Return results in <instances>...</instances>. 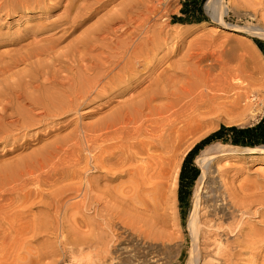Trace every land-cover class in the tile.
<instances>
[{
  "label": "bare ground",
  "instance_id": "1",
  "mask_svg": "<svg viewBox=\"0 0 264 264\" xmlns=\"http://www.w3.org/2000/svg\"><path fill=\"white\" fill-rule=\"evenodd\" d=\"M116 1L0 0V18L62 9L35 25L22 51L0 53V144L49 129L38 150L0 166V264H41V255L55 257L52 264L67 257L79 264L104 261L110 253L118 264L128 258L162 264L154 249L126 242L124 213L144 228L146 240H157L168 226L166 195L175 196L169 183L175 151L204 122L201 115L219 107L198 103L196 93L211 98L216 90H235L241 74L230 67L227 52L188 49L170 61L178 53L169 51L165 0ZM203 9L218 27L264 38L261 28L225 24L232 8L222 0H207ZM4 37L0 33V47L8 45ZM245 151L264 155V148ZM223 154L212 145L196 159L201 172L187 223L191 248L176 258L264 264V171L260 181L228 185L214 164ZM204 184L213 215L201 221ZM32 208L44 213L32 216ZM28 239L43 240L45 250L30 249Z\"/></svg>",
  "mask_w": 264,
  "mask_h": 264
},
{
  "label": "rangeland",
  "instance_id": "2",
  "mask_svg": "<svg viewBox=\"0 0 264 264\" xmlns=\"http://www.w3.org/2000/svg\"><path fill=\"white\" fill-rule=\"evenodd\" d=\"M118 1L119 0L116 2ZM201 1V16H203L206 21L202 23H186L182 21L183 19L185 20L186 17L182 14L184 4L191 7L190 11H195L196 7H194V5ZM206 1L207 0L164 1L166 11L165 17L162 19H168L172 36V42L169 44V51L171 54L176 51L178 53V55L172 57L170 61L178 59L179 56L184 54L188 49H190V53L199 55L204 52L216 55L227 52L231 56L229 60L230 67L236 69L239 74H241V79L237 89H226L223 93L216 90L211 98L207 97L206 92L196 93L198 103H211L212 101L213 103L217 102L219 107H216V112L212 114H202L201 116L205 118L204 122L199 124L198 127L195 128V131L187 136L180 144V147L175 151L172 159L169 181L172 187L175 184V196L173 198L170 193H168V196L166 195V198L168 197L167 201L165 200V202H167L168 226L160 229L161 235L157 237V240L154 242L146 240L142 234L144 228L133 223L129 211L124 213L125 226L123 230L126 242L133 245L136 250L143 245L154 249L158 254L164 257L161 261L162 264H186L187 262V256L185 259L182 257L176 258V256L180 254L188 255V249L191 246L187 223L190 213L195 206L193 193L196 181L201 172L199 165L196 163V159L202 150L212 145L218 146L219 149L224 150L225 155L219 156L214 164L218 166L220 173L223 175L224 183L228 185L233 183L237 184L242 181L256 182L260 181L263 177L264 159L262 158L264 155L260 153H250L245 150L264 148V144L255 147L233 146L230 143V135H228L205 144L195 153L192 161L185 165V169L183 170L184 183L187 187L183 188L182 199L180 201L178 200V182L182 171V164L187 154L197 144L211 134L219 131L221 127L249 128L259 123L264 117V55L254 43L255 40L259 41L261 47L264 49V38L249 37L240 32H231L212 24L211 17L206 15L203 9ZM222 2L228 4L232 8L226 17H224L225 24L240 27L250 25L252 28H261L264 30V19H261L260 16L264 15V0H222ZM61 11L62 9L54 10L52 13L47 14L48 16L45 15V17H42L39 12L32 11L17 12L15 15H10L9 17H1L0 33L4 34V38H6L4 42L8 43V45L7 47H0V53L5 49H9L12 53L22 51L26 44L32 41L30 34L37 31L35 25L49 23L55 19ZM255 13H257L256 17L253 16ZM102 14L103 13H100L88 21L83 29L92 24ZM196 16L199 17L200 15ZM246 16L248 17L246 18ZM162 22L161 18H159L158 23L161 24ZM81 30L74 33L71 37L61 38L57 48H64ZM89 120H92V118ZM48 130L49 129H43V132L33 131L26 137L17 136L13 140L0 144V166L13 163L29 155L33 151L38 150L45 140H49L45 139V133ZM119 181L126 183L127 178H121ZM2 184L3 181L0 177V189L3 187ZM209 193V187L204 184L198 202L201 221L212 218L213 215L207 203H205V196ZM43 213V210L40 209L32 208L31 210V215L35 217H39ZM46 238H44V240ZM49 241H51V238H49ZM182 241V245L184 246L178 248L180 245L179 242ZM28 243L30 249L35 248L34 251L37 253L42 252L46 247L43 240L35 242L33 239H28ZM262 254H264V248ZM54 260L55 257L49 258L45 255H41L39 263L52 264ZM68 260L69 257H67L66 261L61 262V264H77L75 261ZM78 263L118 264L116 261H111V253L104 261H79ZM120 264H135V262L128 258L120 261Z\"/></svg>",
  "mask_w": 264,
  "mask_h": 264
},
{
  "label": "trees",
  "instance_id": "3",
  "mask_svg": "<svg viewBox=\"0 0 264 264\" xmlns=\"http://www.w3.org/2000/svg\"><path fill=\"white\" fill-rule=\"evenodd\" d=\"M201 5L202 1L198 4L194 5L196 7L195 11H190V6L187 4H184V9L182 10V14H184L186 23H202L205 22L206 19L201 16ZM188 7V9H187ZM193 7V8H194ZM192 8V9H193ZM196 15H200L199 17ZM192 16V17H191ZM196 16V17H193ZM254 43L258 46L260 51L264 55V49L261 47L259 41H254ZM230 135V143L233 146H240V147H255L264 144V117L263 119L257 123L256 125L249 127V128H243L240 129L238 127H221V129L213 134H211L209 137L201 141L199 144H197L185 157L184 162L182 164V171L180 173L179 182H178V200L180 201L182 199V191L183 188H186L187 185L184 183V169L185 165L188 162L192 161L193 156L195 153L202 148L205 144L224 138L225 136ZM192 178V177H191ZM193 179V178H192Z\"/></svg>",
  "mask_w": 264,
  "mask_h": 264
}]
</instances>
